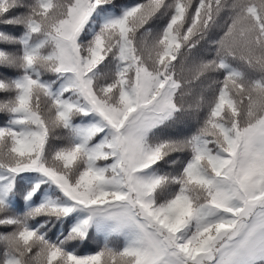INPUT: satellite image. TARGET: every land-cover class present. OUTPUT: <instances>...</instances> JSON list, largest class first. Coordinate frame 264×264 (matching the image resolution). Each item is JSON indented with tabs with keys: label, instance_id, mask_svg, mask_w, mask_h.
Wrapping results in <instances>:
<instances>
[{
	"label": "snow or ice",
	"instance_id": "6c2138e0",
	"mask_svg": "<svg viewBox=\"0 0 264 264\" xmlns=\"http://www.w3.org/2000/svg\"><path fill=\"white\" fill-rule=\"evenodd\" d=\"M0 45V264H264V0H0Z\"/></svg>",
	"mask_w": 264,
	"mask_h": 264
},
{
	"label": "trees",
	"instance_id": "16d2710c",
	"mask_svg": "<svg viewBox=\"0 0 264 264\" xmlns=\"http://www.w3.org/2000/svg\"><path fill=\"white\" fill-rule=\"evenodd\" d=\"M195 2V0H194ZM227 20V15L222 14L218 25L214 28V30L210 33L213 39H218L219 35H222L221 29L223 28V25L225 21ZM165 20L164 18H161L159 20H156L152 23V30H153V36L162 28ZM10 30V29H7ZM3 45H0L2 47ZM201 51L205 54V57L203 58H212V55H214V49L211 46V41H208L207 44L204 45V47L201 49ZM196 59L195 55L192 57V59L185 61H181L180 63H177V73H181V68H183V75L185 78H191L192 73H191V68H192V60ZM102 73H110L112 70V66L109 65L108 67H104L103 65L100 66ZM8 75H14L15 70H11L7 73ZM214 79H221L222 77L220 76H214ZM201 87L204 89L205 94H207V85H201ZM199 97V89L195 91V94L191 97L186 98L187 104H192L193 105V111L191 114H186L185 116L181 117V119L177 122V124L174 126L172 129L173 132H179L180 137L182 138L185 135H190L192 132H194L200 125L198 123V114L194 111V106L195 102ZM4 96L3 94H0V99H3ZM6 113H0V125H2L5 120H6ZM202 119V115L199 117ZM171 170V169H169ZM18 204L17 208L15 209L18 212H22L23 205L22 203L19 202V197L17 198ZM11 228H2L0 227V232H8L11 231ZM50 235H52L50 233ZM52 238L55 239V236L52 235ZM122 244V240L120 238H113L110 241V245L114 247H118ZM103 246V239H94V240H89L88 242L79 245L78 250L81 254H86L90 252L97 251L100 247ZM3 251V245L0 244V253Z\"/></svg>",
	"mask_w": 264,
	"mask_h": 264
}]
</instances>
